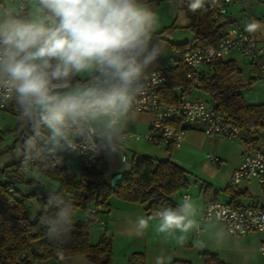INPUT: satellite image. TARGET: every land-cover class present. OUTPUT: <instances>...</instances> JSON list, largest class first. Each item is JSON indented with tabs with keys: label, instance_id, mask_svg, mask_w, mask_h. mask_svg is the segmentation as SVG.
<instances>
[{
	"label": "clouds",
	"instance_id": "clouds-1",
	"mask_svg": "<svg viewBox=\"0 0 264 264\" xmlns=\"http://www.w3.org/2000/svg\"><path fill=\"white\" fill-rule=\"evenodd\" d=\"M38 4L42 16L37 19L0 13V90L14 94L20 118L36 136L46 130L56 148L95 153L107 144L123 152L125 125L136 118L138 97L147 91L151 70L163 55L155 36L156 11L147 0ZM83 72L95 75L81 84L76 78ZM73 128L80 144L70 138ZM53 204L57 211L46 221L49 240L73 225L72 206L62 199H50L48 207ZM197 214L192 198L185 197L176 208L138 217L134 235L143 237L153 219L158 233L186 234L197 228ZM55 254L62 259L63 248L56 247ZM156 264H165V257L157 256Z\"/></svg>",
	"mask_w": 264,
	"mask_h": 264
},
{
	"label": "trees",
	"instance_id": "trees-1",
	"mask_svg": "<svg viewBox=\"0 0 264 264\" xmlns=\"http://www.w3.org/2000/svg\"><path fill=\"white\" fill-rule=\"evenodd\" d=\"M207 1V8L187 13L191 22L189 29L194 34L193 41L172 47L179 59L174 67L165 71L167 81L160 93V101L166 105L177 102L179 96L176 91L180 92V97L191 95V86L181 63L183 55L199 46L214 45L226 34L225 24L214 19L222 0ZM238 72L233 60L217 61L212 65V76L203 81L200 91L209 97L221 114L235 121L243 133L241 141L244 146L257 150L259 130L264 128V104L246 105L240 87L228 84L230 78ZM15 106L19 110L16 103ZM18 118L23 124V130L16 143H20L22 147V159L0 169V264H33L30 255L34 260L40 261L60 262L66 258L82 256L91 264H112L111 240L103 237L96 245L90 242V230L98 225V215L108 210L112 197L143 205L146 216H149L163 207L176 208L180 203L175 197L191 186L189 173L184 168L171 160L149 157L133 162L130 170L123 174L120 186L117 183L116 189L105 179L103 162L102 171L89 172L82 168L77 176L63 163L62 155L54 151L55 146L49 140L46 130L42 129L41 134L36 136L31 125L21 119L19 114ZM79 136L78 130L73 128L70 138ZM23 171H36L39 174V181L29 182L27 185L48 182V188L41 190L39 194L22 193L17 185H23L19 180ZM224 192L231 196L229 204L233 208H244L239 202L243 193L230 188H226ZM204 195L207 202H218L208 184L205 185ZM50 199H62L72 206L74 212L71 231H67L66 226L63 234L52 233L51 240L46 234V221L55 214L57 207L55 204L48 207ZM33 201L45 208L37 213L34 222L30 220L25 207L27 202ZM90 209L97 212L90 214ZM77 211L84 213L82 219L75 217ZM42 219L44 223L41 222ZM56 247L63 248L62 259L55 254ZM36 248L42 250L40 255L35 254ZM23 255L25 258L21 259ZM203 260L205 264H223L215 254H204ZM130 263L143 264V254L132 255ZM172 264L189 263L175 261Z\"/></svg>",
	"mask_w": 264,
	"mask_h": 264
},
{
	"label": "crops",
	"instance_id": "crops-1",
	"mask_svg": "<svg viewBox=\"0 0 264 264\" xmlns=\"http://www.w3.org/2000/svg\"><path fill=\"white\" fill-rule=\"evenodd\" d=\"M147 2L158 15V27L155 34H161L162 37L158 39L168 42L171 47L193 41L194 34L189 29L191 22L187 17V13L201 11L209 6L207 0H147ZM23 3L27 4L28 11L25 16L19 14V17L37 19L42 16L38 0H20L18 6ZM249 7L253 16L257 19V26L260 32V47L264 48V16L255 14V11L260 10V6L254 0L249 2ZM221 23L225 24V32L234 27L239 29H245L246 27L243 13L237 4H232L228 7L227 15ZM163 35L165 36L163 37ZM233 56L225 61L233 60L236 63ZM170 58L167 60L159 59L158 64L153 69L168 70L170 68L168 63ZM178 59L179 57L175 60ZM262 62H264V58H262ZM248 67L249 81L257 83L255 86L260 85L257 86L255 92L252 91L247 94V98L251 102H245L242 92L243 82L239 78V74H234L228 84L240 87V93L246 105H262L264 104V82L256 79V71L251 61H249ZM238 73H241V69H239ZM176 95L180 96V92L176 91ZM201 95L208 97L201 91H193L189 96L201 97ZM255 95L258 96L256 97ZM208 101L210 102V99ZM148 116L150 117L149 127L151 116ZM139 129L140 127L137 126L136 122L129 119L124 131L127 133L129 130L137 131ZM261 135H264V128L259 130L258 136ZM159 147L165 150L162 154V159L148 157L155 160H171L188 171L190 187L194 186L196 188L197 198H194L188 190L179 193L175 198L181 203L183 195L191 196L192 201L198 208L196 217L198 226L196 229L202 228L204 231L199 236H194L196 229L186 234L167 235L158 233L155 230L157 221L153 219L149 221V227L144 236L137 238L134 235L136 220L142 215L146 216L144 206L139 203H129L120 200L123 204L127 205L118 208L117 211L108 208L106 212L101 213L103 217H100L104 221H107V228H100L101 231L91 232V244L96 245L103 237L111 240L112 264H131L130 259L134 254H143V264L156 263V257L160 255L165 257V264H172L175 261L189 264H205L203 260L204 254H215L223 264H264V256H261L258 251L259 247L264 245V231L251 232L245 236H232L226 232L224 226L220 223L200 222L203 209L207 203V198L204 195L206 184L209 185L218 202H231V196L224 192L226 188H230L236 192L243 193L239 201L243 207H264V187H261L256 181H243L236 186H230L234 171L240 166L247 154L256 150L246 148L241 139L238 138L221 140L215 137H208L203 133L201 125L198 124L191 125L185 131L179 148L172 146ZM260 149H264V147H258L257 150ZM210 156L219 159V161H212ZM103 167L105 168L104 159ZM33 172H21L19 180L23 185L28 186L27 183L40 180L39 174L36 173L33 176ZM124 173L126 172L112 174V178L115 175H123ZM103 231L105 232L104 234L102 233ZM217 233L221 236L219 242L216 239ZM181 236L183 237L182 242ZM123 237L129 242L127 244L128 248L127 250L121 249L122 252L119 253L121 256H117L114 241L116 240L117 242L118 239ZM122 246L125 245L122 244ZM41 253L42 250L40 248L35 249L36 255H40ZM29 257L33 264H51V261L34 260L31 255ZM73 259L74 257L63 259L59 264H74Z\"/></svg>",
	"mask_w": 264,
	"mask_h": 264
},
{
	"label": "built area",
	"instance_id": "built-area-1",
	"mask_svg": "<svg viewBox=\"0 0 264 264\" xmlns=\"http://www.w3.org/2000/svg\"><path fill=\"white\" fill-rule=\"evenodd\" d=\"M251 0H222L214 19L221 23L227 15V9L232 4H237L243 13L246 27L245 29L230 28L225 36L219 39L214 45L199 46L186 52L181 58V63L185 69V77L190 83L191 92L200 91L203 81L212 75V65L217 61H225L233 55H242L250 59L255 71L256 79L264 82V48L260 47V32L257 26V19L253 16L249 7ZM27 4L18 6V13L26 15ZM156 38L162 37L155 34ZM177 60L170 58V67L175 66ZM90 76L84 83H87ZM165 70L153 69L149 80L147 91L140 97L136 105V113L148 114L151 116V123L144 136H137L125 133V142L133 140L136 142L145 141L155 146H172L179 148L185 131L191 125H201L203 133L208 137H215L221 140L232 138L242 139L243 133L235 121L221 114L212 102L205 101L201 97L187 96L178 98L173 105H166L160 101V93L166 84ZM13 93L0 90V115L10 113L18 116L19 110L15 106ZM6 133V132H5ZM85 129L84 136L86 137ZM95 139V137H93ZM76 143H81V136L73 137ZM124 142V143H125ZM111 149L107 144L98 146L95 153L84 151L78 148L75 155L83 160V168L89 172H100L104 156ZM61 150V149H60ZM71 151V150H70ZM72 152V151H71ZM214 162L219 159L210 156ZM122 162H126V157H122ZM13 173H11L12 175ZM243 181H256L264 187V149L256 150L247 154L234 171L230 186H236ZM117 186V185H116ZM118 186L120 183L118 182ZM12 192V190H10ZM190 195H183L182 201ZM97 211L90 209V214ZM200 222L220 223L226 232L232 236H245L251 232L264 231V208L244 207L235 209L229 203L209 201L205 204ZM86 223V222H84ZM98 225L106 229L107 221H98ZM204 229L198 228L194 236H199ZM259 254L264 256V245L258 249ZM25 256H21L24 259Z\"/></svg>",
	"mask_w": 264,
	"mask_h": 264
},
{
	"label": "rangeland",
	"instance_id": "rangeland-1",
	"mask_svg": "<svg viewBox=\"0 0 264 264\" xmlns=\"http://www.w3.org/2000/svg\"><path fill=\"white\" fill-rule=\"evenodd\" d=\"M19 1L16 0H0V13H3L5 11L11 12L12 14L19 16L18 13V4ZM254 2L260 6L259 11H255L256 15L264 16V0H254ZM165 35H163L164 37ZM158 41L163 45V55L161 56V60H167L168 58L177 59L179 57L178 53L172 49L171 45L168 42L161 41L158 39ZM233 58L236 61V65L239 69H241V73L239 74V78L242 79L243 82V88L242 92L245 98V102L249 103L251 102L250 99H248L247 94L249 92H255L257 85L255 86L254 82L249 81V58H245L240 55H234ZM93 72H83L79 74L76 78L79 83L83 84L90 76H92ZM75 83V81H74ZM255 86V87H254ZM251 95V94H250ZM256 96V95H255ZM258 96V95H257ZM256 96V97H257ZM202 99L205 101L209 100V97L202 96ZM137 126L140 127L139 130L133 131L129 130L127 131V134H133L137 136H144L147 133L148 130V124L150 121V117L146 114H139L136 113V118L134 119ZM23 130V124L20 123V119L18 116H15L10 113H2L0 115V169H3L4 167L13 164L14 162L20 160L22 157L23 151L20 143H16L17 139L20 137L21 132ZM6 132V133H5ZM258 147H264V135L258 136ZM55 152H59L62 155L63 163L67 165L69 168L72 169L74 174L77 176L80 175L81 170L83 168V160L81 157L75 155L70 150H64V149H58L54 148ZM165 152V150L162 147L155 146L149 143H146L145 141L136 142L133 140H129L124 143V151L120 152L119 149L116 151H112V148L106 153L104 156V165H105V179L108 182H111L112 180V174L115 173H122L127 172L130 170L133 162H136L137 160L143 158V157H154L158 159H162V154ZM126 157V162H122V157ZM22 159V158H21ZM32 172V171H31ZM38 174V172H33L32 175ZM23 175V174H22ZM21 175V176H22ZM28 176V175H27ZM29 177V176H28ZM27 177V178H28ZM30 178V177H29ZM28 178V179H29ZM32 178V176H31ZM48 182H43L40 184H33V185H21L18 184V189L22 191L24 194H31L36 193L39 194L41 190H44L48 188ZM47 185V186H46ZM53 187H57L55 184H51ZM50 185V188H51ZM188 192L192 194L194 198H197V190L196 188L189 187ZM127 204H123V202L120 201L117 197H112L109 200V208L110 210L117 211L118 208L125 206ZM27 214L32 222L36 220L37 213L39 211L45 210L44 207L40 206L37 202H27L25 204ZM102 214L98 215V221H102L103 219L100 217ZM75 217L77 219H82L84 217V213L82 211H77L75 214ZM103 217V216H102ZM100 226L96 225L91 228L90 233L93 231H101ZM105 233L104 231L102 232ZM115 243V253L117 256L119 253L122 252L121 249L127 250V244L129 243L126 238H120L114 241ZM124 244L125 246H122ZM74 264H91L86 258L82 256L74 257L73 259ZM51 264H59V262H51ZM127 264V263H126ZM149 264H156L149 263ZM200 264V263H197Z\"/></svg>",
	"mask_w": 264,
	"mask_h": 264
},
{
	"label": "water",
	"instance_id": "water-1",
	"mask_svg": "<svg viewBox=\"0 0 264 264\" xmlns=\"http://www.w3.org/2000/svg\"><path fill=\"white\" fill-rule=\"evenodd\" d=\"M123 179V175L122 174H119V175H115L112 180H111V187L113 189H116V185L118 182H120L121 180Z\"/></svg>",
	"mask_w": 264,
	"mask_h": 264
}]
</instances>
